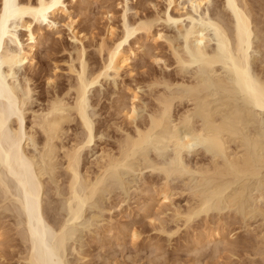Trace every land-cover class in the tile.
Masks as SVG:
<instances>
[{"label": "bare ground", "instance_id": "6f19581e", "mask_svg": "<svg viewBox=\"0 0 264 264\" xmlns=\"http://www.w3.org/2000/svg\"><path fill=\"white\" fill-rule=\"evenodd\" d=\"M97 1L0 0V212L16 215L25 262L65 264L67 241L87 207L111 195L110 188L127 186L132 173L158 176L160 206L172 205L173 184L180 182L179 194L188 199L174 215L186 226L227 209L248 229L252 218L264 220V0H222L219 6L215 0H167L163 12L154 6L153 15L135 12L133 20L129 0H123L118 26L109 25L97 46L101 66L91 69L82 44L87 36L77 31L71 13H85ZM178 1L185 5L175 6ZM113 16L107 13L109 21ZM60 21L73 35L78 66H69L66 86L48 74L53 91L41 92L45 102L34 109L32 82L47 69L23 78L20 70L36 67L38 49L50 41L46 30L51 33ZM171 26L176 34L164 32ZM142 40L165 42L170 59L152 56ZM140 55L168 73L130 89V104L119 108L132 127L113 122L115 146L105 145L88 167L84 154L99 132L91 93L110 78L115 85L123 70L133 74ZM145 90L149 106L142 102ZM141 108L147 115L139 120ZM100 133L101 140L108 134ZM99 218L94 213L89 220ZM224 232L217 224L201 239L220 244ZM260 239L264 245V233Z\"/></svg>", "mask_w": 264, "mask_h": 264}, {"label": "rangeland", "instance_id": "374dc122", "mask_svg": "<svg viewBox=\"0 0 264 264\" xmlns=\"http://www.w3.org/2000/svg\"><path fill=\"white\" fill-rule=\"evenodd\" d=\"M123 2V0H98L85 13H79L78 8L72 10L71 14L75 19L77 31L83 32V35L87 36L85 40L83 39L82 44L86 48V58L88 64H91V69L101 66L102 59L98 52L96 53L97 46L107 36L109 25L113 27H116L114 25L118 26L121 16L120 3ZM184 2L178 1L175 6L178 7L179 3L185 5ZM128 3L132 8L129 13L130 20L136 18V13H138V17L153 15L155 13L154 6L157 8L156 10L161 12L167 8V0H129ZM214 3V5L219 6L222 4V0H215ZM69 7L71 8V5ZM109 10L112 16L114 15L112 21L107 19V13H110ZM164 30L167 34H176L177 32L174 26L165 27ZM119 31L120 29L118 33H120ZM45 33H48L47 35L51 42L49 41V45L47 44L38 49L35 57L36 62L34 63L36 67L30 69L31 67L27 66L23 70H20L19 74L22 78L25 76L31 77L36 70L38 72L41 70L40 68L47 69L46 72L42 73V75L44 74L42 80L35 83L34 81L32 82L33 87H36V93L33 94L34 109H38L39 104L45 102L46 93L42 95L40 94L41 92H46L47 89L53 91L52 88L48 87L46 82L48 74L52 76L55 74L57 76L55 81L59 84L62 83L60 87L63 84L66 86L68 78L71 76L69 75V66L72 64L78 66V62L75 60V53H73V48L76 44L72 40L73 35L71 31L60 21V24L51 33L47 30ZM19 35L23 42L26 41L22 30H19ZM134 42L135 39H132V45ZM141 42L147 46L148 50L150 49L149 52L151 51L152 56H161L160 58L164 60L170 59L165 42L157 44L151 43L149 40H142ZM24 43L27 44L26 42ZM261 55L263 56V52L258 55L256 54L258 59H261ZM153 61L148 56L143 59V56L140 55L132 63L133 74L130 75L129 70H123L115 85H113V78H110L111 80L109 79L108 82L104 81L105 83H102L103 86L99 85L97 91L91 93L93 112L97 115L95 116V120L99 132L96 138V145H93L92 150L87 149L84 154V164L88 167L91 166V163L94 162L93 160L99 155L100 149L115 146L114 140L117 133L111 127L112 123L125 124L123 127H127L128 123L125 121L124 114L120 113V111L124 104H128V102L130 104L129 97H131L130 93L133 88L145 81L144 78L150 81L149 78H160L168 73L167 71H162V68ZM168 64H170V61H168ZM131 88L132 90H130ZM143 91L141 92V96L143 95L142 102L144 104L146 102L149 106V104H152V100L146 96L147 91L145 90L146 93ZM143 111L142 108L139 110V116L141 115L139 120L140 118H145L144 116L147 115V110H145L146 113ZM107 126L110 127L109 131L107 130ZM131 127L128 126L127 128ZM103 131L109 135L105 136L104 134V138L101 140L100 132ZM105 145L106 147H104ZM132 174H129L128 178L126 177V180H128L127 186L123 188L117 186L118 189L116 187L114 190L112 189L113 187L110 188L112 190L111 195L106 194L103 196V199L96 200L93 203L96 207H91L92 204L87 207L86 220L85 218L82 219L78 223L79 225L75 226L74 236L72 235L73 237L71 236L67 241L68 247L66 246L67 250L64 254L65 264H264V256L261 254L264 252V245L260 239L264 233L263 218L257 217L249 220L248 224H251L249 229H252L249 230L245 227L244 220L240 215H235V212L231 210L227 211V209L223 210L224 212L218 211L214 212V214L212 212L208 216L202 215L200 218L198 217V220L197 218L196 220L194 219L196 222H191V224L186 226L182 221H177L174 215V209L182 207L181 209L183 210L188 199L187 194H179L183 189L180 182L173 184L175 193H173L172 205L174 207L169 204H166L165 207L164 205L160 206L159 203L161 199V195L159 194L161 186L158 176L156 174L152 175L149 171L143 172L144 175L140 173ZM262 208H264V200L262 201ZM1 212L0 264H27L23 255L26 252V246L19 235V230L15 228V224L18 222L16 215L14 216V213L10 212ZM94 213L98 214L101 218L97 221L89 220ZM59 215H61V217L59 216L60 218L57 213V220L61 221V218L63 220L65 213L61 212ZM217 224L221 225L225 231L224 238H227L224 241L225 245L223 241L221 242L222 244L217 242L218 244L212 243L208 245L206 241L203 242L201 236L212 232ZM134 233L136 236H134Z\"/></svg>", "mask_w": 264, "mask_h": 264}]
</instances>
